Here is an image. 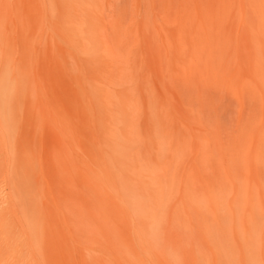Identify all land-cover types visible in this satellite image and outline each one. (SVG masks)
I'll list each match as a JSON object with an SVG mask.
<instances>
[{
  "label": "rangeland",
  "instance_id": "1",
  "mask_svg": "<svg viewBox=\"0 0 264 264\" xmlns=\"http://www.w3.org/2000/svg\"><path fill=\"white\" fill-rule=\"evenodd\" d=\"M0 264H264V0H0Z\"/></svg>",
  "mask_w": 264,
  "mask_h": 264
},
{
  "label": "bare ground",
  "instance_id": "2",
  "mask_svg": "<svg viewBox=\"0 0 264 264\" xmlns=\"http://www.w3.org/2000/svg\"><path fill=\"white\" fill-rule=\"evenodd\" d=\"M124 91H125V90H124ZM126 93H127V92H126ZM127 97H128V96H127ZM130 97H131V96H129V98H130ZM123 98H124V97H123ZM129 98H128V100H129ZM124 100H126V98H125ZM123 103H124V102H123ZM121 104H122V103H121ZM125 104H126V101H125ZM125 106H126V105H125ZM125 106H124V108H126ZM127 106H128V105H127ZM124 108H123V111L125 110ZM126 111H127V110H126ZM126 111H125V112H126ZM127 137H128V136H127ZM128 140H129V139H128Z\"/></svg>",
  "mask_w": 264,
  "mask_h": 264
}]
</instances>
